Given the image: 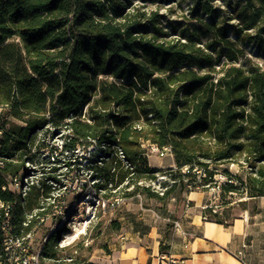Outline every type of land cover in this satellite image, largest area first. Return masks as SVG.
Instances as JSON below:
<instances>
[{
  "label": "trees",
  "instance_id": "16d2710c",
  "mask_svg": "<svg viewBox=\"0 0 264 264\" xmlns=\"http://www.w3.org/2000/svg\"><path fill=\"white\" fill-rule=\"evenodd\" d=\"M184 4L187 22L171 20ZM247 43L264 54V0H0V201L13 204L9 228L0 206V261L7 232L45 226L37 216L49 187L32 185L23 197L10 182L38 160L36 138L48 124L64 129L72 155L105 145L86 168L108 194L171 191L139 183L161 171L144 146L156 144L171 148L178 169L188 166L181 177L223 172V193L264 196V69L240 61ZM73 164L70 173L80 170ZM204 215L229 222L212 207ZM62 230L47 227L41 259L62 258Z\"/></svg>",
  "mask_w": 264,
  "mask_h": 264
},
{
  "label": "rangeland",
  "instance_id": "374dc122",
  "mask_svg": "<svg viewBox=\"0 0 264 264\" xmlns=\"http://www.w3.org/2000/svg\"><path fill=\"white\" fill-rule=\"evenodd\" d=\"M175 8L176 12L169 15V18L173 21L187 22L189 15H182L187 9L186 4L182 8L179 6H175ZM162 11H165V9ZM245 52V56L240 60L241 62L250 59L264 69V54L260 53L254 44L247 43ZM1 110L2 108L0 107ZM144 146L147 148L149 165L161 169V171L156 173V177L163 182L164 191H171L164 198L141 194V198L135 196L117 209L108 213H101L99 217L88 224V233L82 242L78 241L82 237L71 242V234L64 240L61 238L60 247L65 248L61 251L62 258L58 260L39 258L38 264H80V260L111 264L114 261L115 250L124 243L132 242L136 237L146 235L150 240H161L163 235H167L177 229L176 222H179L180 226L183 225V210L193 204L187 197L190 192L187 191V188H191L192 191H204L206 194L205 204L208 207H212L221 220L232 221L234 218L248 212L254 214L263 210L261 207L264 206V198H251L246 194L241 195L240 193H234L233 195L223 193L222 184L227 181V177L223 172H218L213 180L204 179V174L200 171H197V174L192 178L181 177V174L187 173L188 166L178 169L172 152L160 155L156 151H149L148 144ZM91 149L93 148L90 147V150H88V147L80 146L75 155L70 154V159L77 161V167L80 166V172L72 173V176H77L81 179L87 178L85 156L91 155ZM81 157H83L82 160H80ZM223 167H227V165H221L219 168ZM38 168L40 169V166ZM228 168L233 173L240 171V166L237 164H231ZM40 171L36 170V174L40 175ZM166 174L167 176H162ZM180 177L187 183V188L183 186L184 184ZM142 181L140 185L147 186L150 179ZM128 190L136 191V187L131 186ZM47 225L49 223L36 230L35 235L30 238L32 253L37 252L40 248L47 233ZM161 242H163V239ZM163 246H165L164 243ZM70 256L75 257L73 261Z\"/></svg>",
  "mask_w": 264,
  "mask_h": 264
},
{
  "label": "built area",
  "instance_id": "2783aa9c",
  "mask_svg": "<svg viewBox=\"0 0 264 264\" xmlns=\"http://www.w3.org/2000/svg\"><path fill=\"white\" fill-rule=\"evenodd\" d=\"M87 109L88 105L84 108L83 116H85ZM90 147L93 149H91L92 152L90 151L91 155L89 158L94 157L92 154L96 149H98L97 153L100 157H103L100 150L105 148V145L97 146L95 141L88 146V150H90ZM36 149L39 154L38 160L33 163L27 162L26 165L29 168L28 172L14 177L10 182V186L23 197L27 195L32 185H37L41 187L42 190L45 186L49 187L48 193L41 197L43 206L40 210L45 209L46 213L37 216V224L42 223L46 225L49 223L47 227L50 229V232L62 228L61 238H63V240L70 234L72 236L71 242L80 237L85 238L88 233V224L92 222L93 219L99 217L101 213L113 211L124 204L128 199L135 196L142 197L141 193H136L134 196L116 193V189H113L112 193L108 194L104 188H99L97 186L100 179L91 177V172L89 171H87L88 174L86 179L72 176V173L69 172L70 166L68 165V161L71 160L70 154L72 155V153L66 147L64 129L62 128H56L51 124L46 125L44 129L38 132ZM78 149H76V152ZM117 150L119 157L124 162H127L122 148L118 147ZM149 151H156L160 155H165L171 153V148L169 146L159 147L156 144H151L149 146ZM85 158L86 164H88L89 158L87 156H85ZM82 159L83 157H81L80 160ZM73 163V167H77V161H73ZM4 165L5 159L0 156V169L3 168ZM38 166H40V169ZM78 167L80 169V166ZM36 170H41L40 175L36 174ZM77 172H80V170L73 173ZM162 176H167V174ZM142 182L143 181H140L139 183L142 184ZM147 186H151L153 190L161 194L164 193L165 186L157 177L150 179ZM5 187L6 186H4V188ZM12 205L11 202L0 201V206L4 209L6 216L3 224L6 228L11 226L9 216ZM36 211L34 213H36ZM176 227H181L179 222H176ZM34 234V231H32L25 236L15 237L10 232H7L4 237L6 259L1 260L0 264H38L40 248L35 253L29 252V248L31 247L30 238L33 237ZM48 235L49 233L44 236L43 241H46ZM239 254L242 255V251H240ZM159 258L160 260H169L174 264L177 263V260L171 257L167 252L160 253ZM243 264L250 263L243 260Z\"/></svg>",
  "mask_w": 264,
  "mask_h": 264
},
{
  "label": "crops",
  "instance_id": "0c3cea01",
  "mask_svg": "<svg viewBox=\"0 0 264 264\" xmlns=\"http://www.w3.org/2000/svg\"><path fill=\"white\" fill-rule=\"evenodd\" d=\"M205 196L204 191L189 192L193 204L183 210V225L163 235L165 249L162 239L139 236L117 248L111 264H174L160 260L162 252L175 258L176 264H243V260L264 264V206L254 214L218 222L204 215Z\"/></svg>",
  "mask_w": 264,
  "mask_h": 264
}]
</instances>
